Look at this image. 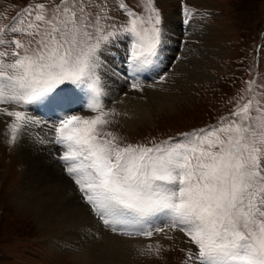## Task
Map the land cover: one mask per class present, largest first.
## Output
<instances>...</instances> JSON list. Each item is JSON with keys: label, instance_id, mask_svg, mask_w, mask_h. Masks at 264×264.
Instances as JSON below:
<instances>
[{"label": "snow or ice", "instance_id": "obj_1", "mask_svg": "<svg viewBox=\"0 0 264 264\" xmlns=\"http://www.w3.org/2000/svg\"><path fill=\"white\" fill-rule=\"evenodd\" d=\"M144 10L146 16L128 10L130 19L120 30L134 38L133 75L157 57L166 36L155 0H145ZM24 12L33 15L31 7ZM183 13L190 18L187 7ZM10 30L30 39L11 40L12 62L0 59V105L15 106L0 108L11 118L9 144L41 123L29 113L30 105L42 99L70 104L71 97L59 98L60 87L85 86L90 90L86 107L94 115L65 112L52 124L53 142L63 149L67 174L111 232L151 238L165 228L145 225L162 215L167 227L178 228L195 246L189 264H264V122L253 125L251 100L233 113L238 119L220 127L152 147H122L103 130L116 113L101 103L96 75L97 52L117 33H106L79 0H62L50 17L45 5L37 4L26 26ZM131 87L142 90L139 82ZM147 252H153L151 244Z\"/></svg>", "mask_w": 264, "mask_h": 264}, {"label": "rangeland", "instance_id": "obj_2", "mask_svg": "<svg viewBox=\"0 0 264 264\" xmlns=\"http://www.w3.org/2000/svg\"><path fill=\"white\" fill-rule=\"evenodd\" d=\"M79 2L84 4L86 11L99 17V26L106 33H117L116 36L110 37L109 41L102 43L97 52L99 59L105 61L109 58L108 54L99 56L101 49L113 40H119L122 49L113 50L114 46L110 55L112 59L120 61L121 65L127 68L124 58H130L134 38L120 30L128 24L130 19L128 10L138 16L147 15L144 10L145 0H79ZM40 3L45 5L47 15L50 17L62 0H0V28H5L4 32H0V40L4 41L0 44V52L9 53L7 57H0V59L6 63L12 62L13 59L10 55L14 49V45L10 43L11 40L20 39L27 43L30 39L21 33L14 34L10 29L26 26L28 20L34 18L35 6ZM155 6L161 12L164 25L166 15L173 13L176 17V20L174 18L172 22L173 30H176L177 34L172 32L170 44L166 48L164 40L160 46L163 50L166 49L169 56H174L171 53L176 51L179 53L175 54L174 59H180L182 57L180 51L185 52L186 39L188 41L193 39L191 37L205 33H207L206 41H202L200 36L197 38L202 42L219 43L223 47L219 52L216 51L217 48L211 49L208 46H202L199 51L194 50V53L191 51L193 56H197L199 64L205 63V58L209 57L210 61L206 68L209 76L194 74L195 76L192 77L190 73L183 74L182 77L187 83H181L184 88L182 92H178L179 97L178 101H174L175 106L152 108L148 121L138 122L129 130L122 128L115 115L108 118L111 122L103 130L111 132L116 137V142L122 147L128 144L152 147L163 141H175L184 133L220 127L233 119H238L233 116V113L250 100L253 125L264 122V0H155ZM29 7L33 9L32 17L24 12V9ZM185 7L191 13L190 18L184 16ZM185 19L188 20L187 23ZM210 50L213 52H209ZM186 52L190 51L186 50ZM149 67H151L150 74L155 73V75L142 71V76L146 75L149 80L156 83L161 80V77H165V68H162L160 64L150 63ZM171 67L169 66L168 70ZM158 68L162 69L158 71ZM102 74L103 71L98 66L96 75L100 77ZM132 75L131 71L125 72L126 77ZM61 90L65 92V96L59 95V98L71 97L72 103L54 104L48 99H42L28 107L29 113L41 121L40 124L31 125L28 128L35 127L42 131L32 132L36 139L40 140L39 144H37L39 140L36 139L31 142L35 143L38 149L42 148L43 152L53 149L54 153L51 152V154L59 161L63 175L73 183L81 202L89 207L83 193L79 191L72 177L67 174L65 162L60 159L63 149L53 142L52 124L65 112L67 114L76 112L85 116L94 115L86 107L90 100V90L85 86L70 84L61 86L59 91ZM63 91L60 93L62 94ZM170 91L176 93L175 90L172 91V88ZM2 107L15 106L0 105V108ZM61 108L64 111H61ZM10 120L0 114V188L3 186L8 189L6 192L4 189L0 191V264H73L74 260L70 254L65 253L66 250L54 248L48 243L47 235L43 234V231L39 232L31 216L25 218L23 209L12 195L15 185L22 181L20 178L23 176L22 170L25 168L27 158L22 152L25 131L18 134L14 144L8 142L11 133L7 123H10ZM44 127H46L45 131ZM26 131L30 135V130ZM45 136L46 139H44ZM166 221L167 218L162 215L149 218L145 227L150 225L164 227L163 234L168 243L163 244L149 238L154 248L153 252H138L137 264H189L188 254L190 251H196L195 246L178 228L167 227ZM157 245L160 246L158 252L155 251Z\"/></svg>", "mask_w": 264, "mask_h": 264}, {"label": "bare ground", "instance_id": "obj_3", "mask_svg": "<svg viewBox=\"0 0 264 264\" xmlns=\"http://www.w3.org/2000/svg\"><path fill=\"white\" fill-rule=\"evenodd\" d=\"M174 18L176 20L173 13L164 17L165 48L170 44L169 39L172 32L177 34V31L173 30L174 23L172 20ZM206 34L196 35L188 41L186 39L185 52L180 51V56L184 57L183 59L182 57L177 60L174 59L175 54L179 52L174 51L171 53L174 56H169L165 48L164 50L160 48L157 57L153 58L151 64H160L162 68H165L166 73L165 81L160 80L157 83L149 80L146 75L142 76L141 72L130 77L125 76L126 71H131L130 58H124V64L127 66L124 68L120 61L112 59L110 55L112 47L115 46L113 50L115 48L122 49L119 40H113L111 43L109 42L108 46L101 49L99 56L108 54L109 58L105 61L99 59V67L103 71L102 76L99 77L102 93L100 100L106 110H115L122 128L129 130L134 128L138 122L148 121L151 117L152 108L175 106L174 101H178V92H182L181 90L184 88L181 83H187L182 77L183 74L188 75L190 73L189 75L192 77L195 76L194 74L209 76L206 69L210 61L208 60L209 57L205 58V63L199 64L197 63V56L191 54L194 50L199 51L202 46H208L211 49L217 48V52L222 49L223 45L219 43L202 42L205 40ZM197 36H200L202 41ZM186 50L190 52H186ZM209 52L213 51L210 50ZM149 65L150 63L145 65L143 70L148 74H150L149 68H151ZM169 66H172L170 70H168ZM128 68L130 69L128 70ZM153 74L155 75V73ZM133 82L141 83L142 90L133 89L131 87ZM171 88L176 93H172ZM64 93L62 92V94ZM72 114H76V112H72ZM78 114L82 115L81 113ZM43 129L45 131L46 127ZM26 130H30V135ZM26 130L22 152L27 158V162L24 170H22L23 176L20 178L22 181L15 185V191L12 194L17 204L23 209L25 218L31 216L39 232L43 231V234L47 235L48 243L54 248L66 250L65 253L70 254L74 260V262L72 261L73 264H137L136 254L147 252V246L150 244L149 238L142 236L124 238L105 227L92 208L81 202L75 186L68 177L63 175L59 161L51 154V152L54 153L53 149L50 148L43 152L42 148L38 149L39 147L31 142L36 139L32 132L42 131L35 127ZM46 138L45 136L44 139ZM39 142L40 140L37 144ZM3 189L5 192L8 191L6 187L1 186L0 191ZM150 239H155L163 244L168 243L163 233H157L155 237Z\"/></svg>", "mask_w": 264, "mask_h": 264}]
</instances>
